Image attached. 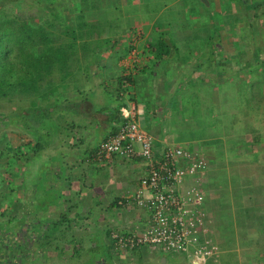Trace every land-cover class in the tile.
Segmentation results:
<instances>
[{
	"label": "crops",
	"instance_id": "obj_1",
	"mask_svg": "<svg viewBox=\"0 0 264 264\" xmlns=\"http://www.w3.org/2000/svg\"><path fill=\"white\" fill-rule=\"evenodd\" d=\"M45 1L59 10L65 26L79 28L83 21L84 28H97L100 36L84 39L87 51L79 52L83 66L70 71L67 80L55 79L47 99L36 100L37 107H50L51 112L45 118L47 123H39L37 132H32L34 143L25 145L31 149H25V161L19 169V196L26 199L30 195L28 184L32 188L26 177L30 161L26 156L47 153L51 159L60 157L59 166H53L54 179L49 186L59 189L64 206L50 205L45 219H56L54 214L66 209L69 218L92 222L93 228L84 231L91 239L83 246L89 252L103 245L105 253L97 254L91 264H192L184 254L146 247L135 253L119 249L113 239V231L133 229L141 223L138 212L125 221L120 213L127 208L115 202L137 190L146 163L139 157L131 160L119 155L100 161L93 150L120 125L112 124L107 111L134 101L138 120L153 135L157 148L181 146L208 159L201 183L212 235L220 244L221 263H229L233 255L234 263L253 262L250 253L263 250L264 228L249 227L245 234L237 231V239L230 244L233 235L219 229L214 221L227 209L223 192L235 176L221 185L214 177L219 169L241 173V167L251 165L259 155L255 146L260 133L254 136L256 143L246 146L255 130L250 129L251 117L246 114L248 69L242 63L243 45L248 41L244 19H249L248 13L256 5L249 0H162L160 9H155L156 0H39L36 4ZM46 18L31 24L54 21L51 16ZM215 31L219 33L216 38ZM164 39L167 46H161ZM179 43L186 48L183 57L172 52ZM185 127L189 129L186 134ZM178 129H182L183 137L176 135ZM39 130L47 135L41 148ZM118 167L122 172L131 169L133 176L135 171L139 174L132 177L127 171L124 174L129 178L125 179L122 174L119 177ZM193 180L189 177L187 182ZM243 202V196L236 202V220L247 209Z\"/></svg>",
	"mask_w": 264,
	"mask_h": 264
},
{
	"label": "rangeland",
	"instance_id": "obj_2",
	"mask_svg": "<svg viewBox=\"0 0 264 264\" xmlns=\"http://www.w3.org/2000/svg\"><path fill=\"white\" fill-rule=\"evenodd\" d=\"M161 1L156 0L155 9L163 7V2L161 3ZM37 2L39 0H0V21L18 18L19 20H28L30 23L35 24L36 21L42 19L45 22L44 20L47 19V16H51V19H54L52 5L49 2L46 3V1L42 5L40 3L36 4ZM249 2L252 6L256 5V7L248 13L249 19L247 17L244 19L245 24L247 23L246 26H248L245 31V38L248 41L243 45L242 54L244 53L245 56L242 63L245 65V69H248V76L246 77V87H248V90L244 92V96L248 102L246 114L248 113L251 117L252 124H250V129L255 131H252L253 136H250L249 140L246 141V146L249 145V142L256 143L254 142V136L260 133V135L257 134L260 138L259 143L255 146V149L259 150V155L258 158L251 160V165H248V163L244 164L241 167V173L237 172L236 174L227 169L215 171L216 175L214 178L218 182V185L228 183L229 178L235 176L228 189L223 192L227 197V209L221 210L218 218L214 221V225L219 229L227 230L229 231L228 234L233 235V240H229L230 244L237 239L238 232L245 234L246 229L249 227L264 228V0H249ZM56 31L62 38H68V35L62 33L60 28H57ZM218 34L215 31L214 37L218 36ZM182 35L184 34L182 33ZM175 49L173 48L172 52L175 54L178 52L181 54V57L185 56L183 54L184 49L186 50L184 43L175 45ZM92 96L90 93L89 97L92 98ZM33 99H38L39 102L42 101L41 98L31 95L18 94L13 96L10 91L5 96L0 97V242H2L3 248L9 245L14 250L8 251V254L1 250L0 264L94 263V257L97 254L105 253V247L100 245L88 252L86 247L83 246L88 244L91 239V237L86 235L88 232L84 231L89 226L93 228L92 222L83 220L82 218H69V213L66 212V209L60 213L61 215L58 213V210L54 214L58 216L56 219H45L48 216L45 211L46 209L53 205L64 206V197L60 195L59 189L56 186L53 188L50 187L51 185L49 186L50 180L54 179L53 166L55 167L56 164L59 166L60 161L58 158L60 157L51 159L47 153H38L36 156L30 153L31 155L26 156L30 159L27 162L26 177L32 184V188H29L28 184L27 190L30 195L28 194L26 199H22L19 196V185L21 182L19 169L25 161V157L23 156L26 151L25 149L28 152L31 149L30 147L25 148V145L34 143L32 132H37L36 123L30 122L32 121L30 119L26 120L27 118L23 116L25 111L30 108ZM16 112L19 115L15 114ZM185 128H183L185 130L183 131L184 134L189 131L187 127ZM38 133L42 135L38 137V140L43 145L47 141V135L41 134V130ZM176 135L183 137L182 129H178ZM117 169L121 170V167ZM126 169L129 171L128 168ZM127 171L123 170L122 172L121 170L118 173L119 177L122 174L123 177H126L125 179L129 178V176L124 174ZM129 172L131 173V169ZM133 173L135 176L131 173L132 177H137L139 174L136 171ZM63 174H61V177L64 176ZM240 175L241 177L239 178ZM106 177L108 178L107 174ZM226 191L227 193H225ZM242 196L244 198L243 205L246 204L247 209H245V214H242L243 217H239L236 220L237 213L235 208L238 206L236 202L241 200ZM248 197H250V201L245 202ZM20 202H24L26 205L22 207ZM68 204V207L74 208L73 204ZM42 210L43 213L40 212ZM122 211L120 214L124 216L126 221L128 216L131 215L132 217V213L138 212V209H124ZM61 219H64L63 223L57 229L51 230V227L54 228L52 221H60ZM35 221L47 223L46 228L48 227V229L45 231L46 234H42L45 232L38 226V231L41 233L37 231L36 235L38 236L37 238H43V241L44 239L52 241L49 245V250L41 248V242L35 244L36 240L30 237V234L34 232V227L31 223ZM25 222H27L25 225L27 228L23 226ZM20 227H22L21 230H19ZM16 230L20 231L19 238L13 236ZM240 241L244 243V240ZM17 242H19V248H15V243ZM261 242V249L263 248V250L257 253H250L251 257L249 256V259L253 261L251 263H234L235 261L233 260H236V256L233 255L230 256L232 257L231 260L228 259L229 263L226 261L225 263H221L220 257L215 264H264V233L261 234ZM254 246L257 247V245ZM78 248L80 249V253L76 251ZM243 256L247 258L246 251H243ZM97 264L115 263H110L109 261L108 263Z\"/></svg>",
	"mask_w": 264,
	"mask_h": 264
},
{
	"label": "built area",
	"instance_id": "obj_3",
	"mask_svg": "<svg viewBox=\"0 0 264 264\" xmlns=\"http://www.w3.org/2000/svg\"><path fill=\"white\" fill-rule=\"evenodd\" d=\"M121 111L124 121L98 144L93 155L100 161L116 155L139 157L146 169L137 190L119 201L127 209H138L141 223L113 231L116 247L133 253L146 247L184 254L192 264H215L221 248L212 235L201 183L208 159L181 146L157 148L153 135L138 120L136 102H128ZM189 177L194 178L190 183Z\"/></svg>",
	"mask_w": 264,
	"mask_h": 264
},
{
	"label": "trees",
	"instance_id": "obj_4",
	"mask_svg": "<svg viewBox=\"0 0 264 264\" xmlns=\"http://www.w3.org/2000/svg\"><path fill=\"white\" fill-rule=\"evenodd\" d=\"M52 14L56 22L48 21L41 26H34L28 20H19L18 18L0 21V97L5 96L10 91L13 96L21 94L35 96L42 100L43 98L47 99L48 90L55 85L54 82L57 77L61 80H67L70 71L83 66L79 52L87 51L86 48L88 47L83 40L95 36L99 37V30L97 28H84L83 21L79 23V28L65 26L58 9H52ZM57 28L68 35V38H62L57 33ZM163 45H168L166 39L161 43V46ZM56 72L60 73L59 76ZM36 100L31 101L30 108L25 111L23 116L27 118L26 120L30 119L32 120L30 122H35L37 127L39 123H47L45 118L49 116L51 110L50 107L46 106L37 107ZM123 106H125V103ZM122 107L107 111V117H109L112 124L116 122L121 124L124 121ZM15 114L19 115L18 112ZM38 147H42L41 142H39ZM95 150L96 148L93 152ZM120 200L121 198L115 204L120 205ZM63 221L64 219L52 221L54 228L51 227V230L57 229ZM26 224L27 222L23 223L24 228H27ZM31 224L34 227V232L30 234V237L36 240L35 244L41 242L42 246L40 247L49 250L52 241L50 239H46L47 241L44 239L43 241V238H37L36 235L38 226L44 232L48 229V227L46 228L47 223L35 221ZM19 230H16L13 236L19 238ZM42 234H46V232ZM17 243H15V248L19 246V242ZM1 250L7 252L6 254H8V251H14L9 245L3 248L2 242H0V254ZM79 250V248L76 250L77 253H80Z\"/></svg>",
	"mask_w": 264,
	"mask_h": 264
}]
</instances>
